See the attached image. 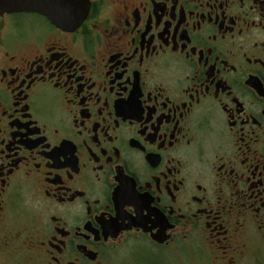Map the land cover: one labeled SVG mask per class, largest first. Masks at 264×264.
Returning <instances> with one entry per match:
<instances>
[{"label":"flooded vegetation","instance_id":"1","mask_svg":"<svg viewBox=\"0 0 264 264\" xmlns=\"http://www.w3.org/2000/svg\"><path fill=\"white\" fill-rule=\"evenodd\" d=\"M86 1L0 15V258L260 262L264 0Z\"/></svg>","mask_w":264,"mask_h":264},{"label":"water","instance_id":"2","mask_svg":"<svg viewBox=\"0 0 264 264\" xmlns=\"http://www.w3.org/2000/svg\"><path fill=\"white\" fill-rule=\"evenodd\" d=\"M87 9L86 0H0V15L37 13L55 27L66 30L76 28Z\"/></svg>","mask_w":264,"mask_h":264},{"label":"rangeland","instance_id":"3","mask_svg":"<svg viewBox=\"0 0 264 264\" xmlns=\"http://www.w3.org/2000/svg\"><path fill=\"white\" fill-rule=\"evenodd\" d=\"M7 20H14L17 21V23H23L24 21V16L22 15H15V16H7L6 17ZM25 240V239H24ZM23 242V240H22ZM21 241H19L17 247H16V257H15V262L17 263H23L26 261V259L24 258V251L27 249L26 248V244L25 242L22 243ZM204 254L205 251L203 250H185V251H181V250H176L173 251L171 254L168 255L167 252L164 253H157L156 252V256L155 257H151L154 258V260L152 259V261H155V263L158 262V264H207L204 260H200V259H205L204 258ZM202 257V258H201ZM207 257V256H206ZM169 258V260H168ZM163 259H165L164 263H163ZM260 262L258 261H254L253 259H249L247 258L245 261L240 262L239 264H264V252L262 253V257H260ZM0 264H7V262L5 261L4 258H0ZM8 264H14V262H9Z\"/></svg>","mask_w":264,"mask_h":264}]
</instances>
